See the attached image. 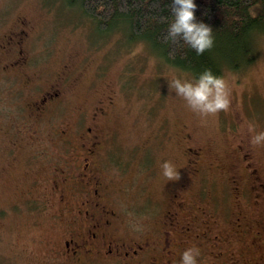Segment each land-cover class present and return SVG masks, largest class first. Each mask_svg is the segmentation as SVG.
Returning <instances> with one entry per match:
<instances>
[{
	"label": "rangeland",
	"instance_id": "374dc122",
	"mask_svg": "<svg viewBox=\"0 0 264 264\" xmlns=\"http://www.w3.org/2000/svg\"><path fill=\"white\" fill-rule=\"evenodd\" d=\"M64 1L0 0V264L53 262L44 210L59 206L45 188L54 176L57 127L96 128L114 206H139L155 218L178 191L192 206H236L224 178L239 163L235 144L247 143L264 160V147H253L247 130L250 123L264 131V35L256 36L251 64L221 75L232 86L230 111L202 120L169 89L173 78L194 81L190 73L119 29L96 35L92 21ZM10 36L20 42L4 46ZM53 85L56 107L36 120L27 103ZM186 146L203 148L198 175L190 172ZM164 161L176 166L178 181L162 176Z\"/></svg>",
	"mask_w": 264,
	"mask_h": 264
},
{
	"label": "flooded vegetation",
	"instance_id": "af4514ba",
	"mask_svg": "<svg viewBox=\"0 0 264 264\" xmlns=\"http://www.w3.org/2000/svg\"><path fill=\"white\" fill-rule=\"evenodd\" d=\"M12 39L20 42L10 36L4 46L13 45ZM18 60L22 62L17 58L16 64ZM59 94L53 85L27 108L40 120L56 107ZM103 111L104 104L97 106L93 120ZM52 132L60 142L49 167L54 176L45 185L59 204L44 210L51 225L52 264H180L190 247L200 250L198 264H264V160L247 143L235 144L232 152L239 163L224 177L236 206H192L178 191L173 204L155 218L139 206H114L112 178L101 172V135L96 128L66 124ZM185 149L190 172L198 175L205 168L203 148Z\"/></svg>",
	"mask_w": 264,
	"mask_h": 264
},
{
	"label": "trees",
	"instance_id": "16d2710c",
	"mask_svg": "<svg viewBox=\"0 0 264 264\" xmlns=\"http://www.w3.org/2000/svg\"><path fill=\"white\" fill-rule=\"evenodd\" d=\"M65 1V6L92 21L96 35L119 29L130 41H144L164 62L195 79L205 69L221 76L226 69L251 64L257 54L256 36L264 35V0H194L197 22L209 25L214 37L213 48L200 56L183 42L164 41L173 20L172 0Z\"/></svg>",
	"mask_w": 264,
	"mask_h": 264
},
{
	"label": "clouds",
	"instance_id": "9594fccd",
	"mask_svg": "<svg viewBox=\"0 0 264 264\" xmlns=\"http://www.w3.org/2000/svg\"><path fill=\"white\" fill-rule=\"evenodd\" d=\"M196 8L194 0H172L173 20L167 29L164 41L176 45L183 42L200 56L213 48L214 37L209 25L197 22ZM169 89L174 90L176 96L185 101L188 109L202 120L217 117L219 113L231 109L232 86L228 80L223 76H217L211 69H205L194 81L173 78L169 82ZM247 130L251 134L250 144L253 147H264V131L255 132L254 125L250 123ZM161 169L162 176L167 181H178L181 178L178 169L171 161H164ZM199 256L198 248H187L182 253L180 264H198Z\"/></svg>",
	"mask_w": 264,
	"mask_h": 264
}]
</instances>
